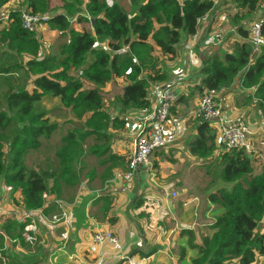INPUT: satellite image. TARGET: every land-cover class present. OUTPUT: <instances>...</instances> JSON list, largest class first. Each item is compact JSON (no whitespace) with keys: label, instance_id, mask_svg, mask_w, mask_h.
Instances as JSON below:
<instances>
[{"label":"trees","instance_id":"16d2710c","mask_svg":"<svg viewBox=\"0 0 264 264\" xmlns=\"http://www.w3.org/2000/svg\"><path fill=\"white\" fill-rule=\"evenodd\" d=\"M11 1L0 0V11ZM231 1L239 39L223 57L211 55L203 60L201 81L194 90L220 92L238 79L236 88L253 92L249 96L255 99L264 119V50L250 64L248 34L241 26L255 17L264 0ZM127 4L130 13L109 0H87L84 7L92 19L80 16L79 21L86 24L80 29L70 25L69 19L75 15H67L73 8L67 1L57 7L56 0H23L19 7L7 11L6 20L0 19V45L9 57L22 61L0 66V73L12 75L23 69L28 79L5 93L10 115L0 103V179L9 190L10 203L20 212L44 207L50 196L73 202L82 178L78 162L88 138L94 143L89 153L100 159L99 164L110 165L105 180L117 162L127 166V157L111 151L109 131H124L128 121L104 110L101 90L110 84L120 87L113 100L120 113L149 110L150 84L168 81L164 69L177 60V46L184 37L195 36L198 25L215 9L211 0H127ZM22 10L50 14L48 26L67 36V41L55 53L41 57L36 34L22 27ZM261 26L264 37V21ZM121 49L126 51L119 53ZM53 100L83 121V129L61 138L54 164L30 168L26 155L40 150L43 141L58 131L57 123L50 121L49 112L43 109ZM194 123L196 135L187 144L190 154L197 158L212 156L217 146L216 131L207 121ZM218 157V177L229 190L222 187L207 194L210 205L222 214L209 227L211 236L193 246L196 255L190 264H258L264 256V231L260 229L264 230V166L255 174L254 156L243 148L228 150L221 146ZM3 229L14 230L9 237L12 241L21 239L22 224L6 218ZM184 234L191 237L189 231ZM0 264H7V260L0 257Z\"/></svg>","mask_w":264,"mask_h":264},{"label":"crops","instance_id":"0c3cea01","mask_svg":"<svg viewBox=\"0 0 264 264\" xmlns=\"http://www.w3.org/2000/svg\"><path fill=\"white\" fill-rule=\"evenodd\" d=\"M211 1L214 2L215 9L203 19L204 21L202 20L203 24L208 20L210 28L219 22L223 23L222 26H226V30L232 27L234 24L232 17L236 14L232 1ZM16 7H19L18 4ZM254 20L264 21V3L260 4L255 17L245 20L241 26L247 30L250 22ZM199 26L200 24L198 28ZM236 38L239 39L238 34ZM187 41L181 40L177 46V60L164 69L169 77L168 81L181 76L176 75L179 67L188 71V76H181L184 81L177 88L178 101L171 109L169 123L176 121L179 125L175 142L168 147L156 150L152 154L151 169L139 168L129 181L122 177L127 166L122 165L121 162H117L112 167L111 175L106 180L105 175L110 165H101L98 162L93 164L89 171L82 173L81 183L74 193L73 202H66L69 205L66 224L50 225L43 217H40V214L34 215L39 230L38 242L34 246L25 245L21 239L17 238L12 241L9 237L14 230H2L6 218H0V236L3 237L0 238V257L5 258L7 264H26L27 262H37L36 264H190L191 259L196 255L193 246H199L204 237L211 236L209 227L222 214V210L214 208L207 200V194L214 190L206 189L202 193L198 191L203 186L204 176L205 180L210 182L209 174H200L197 178L195 174H189L192 169L187 171L184 169V166H188L187 163L189 167L202 166L196 157L188 154L187 144L196 135L192 112L201 92L194 89L200 84L199 71L203 63L200 65L191 51L184 50L186 58L192 56V64H179L181 63L178 58L180 46L186 45ZM177 64L179 67H176ZM237 82L238 79L234 81L231 88L219 92L217 104L226 125L239 120L247 124L249 141L246 151L253 152L255 155V150L264 151V143H261L264 137L258 138V135H264V122L258 123L259 132L249 128L255 125V115L251 108L243 105L241 95H249L253 92L239 90L236 88ZM149 99L150 109L145 112L132 111L123 114L116 107L106 111L112 116H119L128 121L124 131H109L112 135L111 151L118 157H127L126 163L138 127L153 113L155 105L150 97ZM247 112H249L248 115ZM216 145L211 159L206 161L219 158L221 146L217 139ZM255 145L257 148H254ZM254 160L257 167L258 163L261 164L259 168L264 166L255 158ZM172 193H176L177 196L173 198ZM53 198L50 196L41 208L46 218L59 213V209L54 206ZM194 204L197 207L195 211ZM162 206L165 211L168 210L167 214L172 215L171 220L162 212ZM0 207L15 210L18 215L22 214L10 203L9 190L4 187L1 179ZM181 223L183 226L180 225ZM94 229L111 231L119 239L122 252L117 253L109 244L94 245L91 241ZM260 229L264 231L261 226ZM185 231H189L191 237L184 234ZM180 252H182V258H180ZM258 264H264V256L259 259Z\"/></svg>","mask_w":264,"mask_h":264},{"label":"rangeland","instance_id":"374dc122","mask_svg":"<svg viewBox=\"0 0 264 264\" xmlns=\"http://www.w3.org/2000/svg\"><path fill=\"white\" fill-rule=\"evenodd\" d=\"M22 0H13L9 2L1 11H0V19L4 20V16H6L7 11L9 9L16 8V5L19 4ZM65 1L73 5V8L70 10V13L67 14L68 16L75 15V22L70 21V25H72L75 29H80L83 26H86V24L83 21H79V17H89L90 20L92 19L90 15L87 14L85 10V3L87 0H56V6L57 7H63ZM23 2V1H22ZM21 2V3H22ZM110 3H118L120 6L123 7V9L127 12H131V9L129 8L127 4V0H109ZM88 20V19H87ZM89 21V20H88ZM204 21V20H203ZM203 21L200 23V26L198 28V32L193 37H184L183 40H188L186 45L180 46L181 50L178 54L179 63L180 65H190L192 64L191 57L196 56L198 59V63L201 65L203 60L208 58L211 55H217L218 57H223L226 52H230L233 49L234 41L237 40L236 38V28L233 24L232 27L225 29L224 26H222V22H219L217 24H214L210 28V22L206 20V23L203 24ZM228 22V21H225ZM234 30L232 31V29ZM216 34L221 35V38H216ZM37 38L39 39L40 46H41V57L45 56L46 54L55 53L59 46L67 41V36L61 35L60 32L52 30L48 24L44 27V29L36 34ZM184 50H189L192 52V56L186 58L184 56ZM8 58H11L12 61L9 62ZM18 62L21 63V59L15 58L13 55L9 57V53L5 52L4 48L0 45V66L6 67L10 63ZM178 64L176 65V67ZM179 67V66H178ZM176 75L181 76H188V71L178 68V72H176ZM28 80L25 71L22 69L15 74L9 75V74H2L0 73V103L2 105V110L9 113L7 110V107L4 103V95L5 93L11 89L15 88L17 86H20L23 84L24 81ZM91 87L90 85H87L86 88ZM101 92L104 95V110L108 111L112 107H114V97L120 92V87L118 85H108L107 87L103 88ZM241 98L243 99V105L246 107L251 108V111L254 112V119H255V125L249 127L251 130L258 131L259 125L258 123L264 122L263 116L258 111L257 105L255 104V99L249 95H241ZM256 105V106H255ZM43 109L45 111H48L50 114V121L56 122L58 125V131L53 134L52 137H50L49 140L43 141L42 148L38 150L37 152H29L26 155L27 165L30 168L37 169L38 167L46 168L48 164H51L55 162V153L58 150V148L61 146V138L69 133V132H77L81 131V128L83 126V121H78L75 118L71 116L68 110L65 108H61L55 101H52L51 103H46L43 106ZM41 110V109H40ZM249 112H247V115ZM10 115V113H9ZM127 118V116H126ZM252 120V119H250ZM253 123V122H252ZM12 128V127H11ZM83 129V128H82ZM264 132V131H263ZM217 133V132H216ZM258 135V138H263L264 135ZM219 135H217L218 140ZM261 143H264V138ZM93 142L88 138L84 145H82V158L80 160L79 166L82 167V173L87 172L91 169L92 165L96 164L100 159L98 157H94L89 153V149L93 146ZM262 147V146H259ZM254 148H257L256 145ZM4 149L7 150L8 146L5 143ZM189 150V149H188ZM188 152V151H187ZM256 154L254 155L253 152L250 153L252 156L254 155V158L257 161H260L262 164H264V151L255 150ZM190 152H188L189 154ZM190 155V154H189ZM212 156L207 158H197L198 163L202 164V166H195L189 167V163H187L188 166H184L185 171L188 169H192L189 174H195V176L198 178L200 174L204 175L206 173L209 174L208 180L210 182H207L205 180V176L203 177L204 183L201 188L198 189L199 192H204L206 189L215 190L217 188L226 187L227 189L229 186H225L224 182L218 177L219 169H220V162L218 159H213L211 161H206L207 159H211ZM152 158V156H151ZM152 160V159H151ZM204 161V162H203ZM206 161V162H205ZM203 162V163H202ZM256 162V161H255ZM191 165V164H190ZM208 165V169H207ZM261 164L258 163V167L255 163H253L254 173L259 174L261 172L260 167ZM78 167V166H77ZM195 167V169H193ZM193 181H191L192 183ZM227 185V184H226ZM229 190V189H228ZM195 204L193 205L194 208ZM159 208V205H158ZM196 206L194 208V211L196 210ZM162 212L168 217L170 220L172 218V215L167 214L168 210L165 211V208L161 207ZM137 222V220H136ZM183 226V224H180Z\"/></svg>","mask_w":264,"mask_h":264},{"label":"built area","instance_id":"2783aa9c","mask_svg":"<svg viewBox=\"0 0 264 264\" xmlns=\"http://www.w3.org/2000/svg\"><path fill=\"white\" fill-rule=\"evenodd\" d=\"M50 18V14L38 15L26 10L21 11L23 29L35 34H38L47 25ZM87 19L90 21L89 17ZM69 20L72 22L75 18ZM247 34L246 42L251 48L250 64H253L256 57L264 50L261 21L254 20L250 22L247 27ZM215 36L220 38L218 34ZM125 51L126 49H121L119 53ZM183 81V77L178 76L175 79L151 85L149 96L155 107L153 113L147 117L136 131L127 161V170L122 175L123 179L129 181L139 168L150 170L152 154L156 150L168 147L175 142L179 125L176 121L171 122L172 124L169 121L171 109L178 101L177 88ZM218 94L219 92L203 90L192 112V118L209 122L219 135L218 144L224 148L228 150L243 148L246 150L249 141L248 126L242 121L226 125L217 104ZM171 196L175 198L177 195L172 193ZM43 199L46 200L47 195L44 194ZM54 205L59 209V213L51 215L49 218L44 216L41 208L18 215L15 210H7L4 207H0V218H13L18 224H22L21 240L29 246H34L38 242L39 234L34 219L35 214H40V217H43L46 223L50 225L66 224L67 222L69 205L61 200H54ZM91 241L94 245L109 244L117 253L122 252L119 239L109 230L94 229L91 234Z\"/></svg>","mask_w":264,"mask_h":264}]
</instances>
